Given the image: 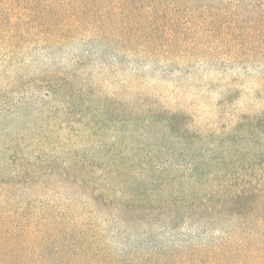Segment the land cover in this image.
<instances>
[{"label":"rangeland","instance_id":"1","mask_svg":"<svg viewBox=\"0 0 264 264\" xmlns=\"http://www.w3.org/2000/svg\"><path fill=\"white\" fill-rule=\"evenodd\" d=\"M0 18L5 30L75 36L0 47V206L69 208L131 258L220 234L123 225L118 204L217 190L221 166L264 183L263 0H0Z\"/></svg>","mask_w":264,"mask_h":264},{"label":"trees","instance_id":"2","mask_svg":"<svg viewBox=\"0 0 264 264\" xmlns=\"http://www.w3.org/2000/svg\"><path fill=\"white\" fill-rule=\"evenodd\" d=\"M253 13L258 14V11ZM9 21L0 18V47L10 49L11 54L33 43L55 47L75 37L68 32L26 33L2 29ZM106 37L112 36H89L101 42ZM214 161V166L222 165L221 159ZM240 166L246 167L238 162L237 167ZM212 167L213 164L205 166L206 170ZM221 167L228 183L217 186V190L206 194L195 192L188 197L168 189L159 196L157 205L141 206L133 200L114 207L123 225L135 221L148 225L157 221L160 229L171 233L182 223L203 224L207 232L217 227L219 238L203 239L198 248L188 246L180 253L165 246H154L155 251L140 249L131 258L127 253L114 256L107 250L106 239L98 226L83 214H79L80 220H74L69 218V208L37 207L15 211L1 205L0 264H264L263 180L246 172V176H237L236 170ZM196 169H193L195 174L199 170ZM156 187L154 192L160 190ZM96 202L98 209L105 204ZM145 237L143 244L154 245L150 244L148 234Z\"/></svg>","mask_w":264,"mask_h":264}]
</instances>
